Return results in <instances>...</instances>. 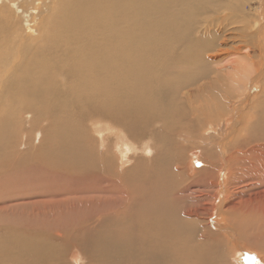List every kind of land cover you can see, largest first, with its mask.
Wrapping results in <instances>:
<instances>
[{
	"label": "bare ground",
	"instance_id": "bare-ground-1",
	"mask_svg": "<svg viewBox=\"0 0 264 264\" xmlns=\"http://www.w3.org/2000/svg\"><path fill=\"white\" fill-rule=\"evenodd\" d=\"M233 2L0 0V264H264V191L201 206L217 156L264 190V0Z\"/></svg>",
	"mask_w": 264,
	"mask_h": 264
},
{
	"label": "rangeland",
	"instance_id": "rangeland-1",
	"mask_svg": "<svg viewBox=\"0 0 264 264\" xmlns=\"http://www.w3.org/2000/svg\"><path fill=\"white\" fill-rule=\"evenodd\" d=\"M47 1H49V0H47ZM234 3L235 4L237 3V4L235 5ZM262 4H263L262 0H234L232 7L235 10L232 11V14L234 16H236L237 19H238V17L243 18V16H245L247 20H253V19L256 20L257 17L261 16L263 13V9L261 6ZM31 9H33V8H31ZM240 9H242L243 11ZM238 10H240L242 12H239ZM250 92L247 93V97H246V98H248V97L251 98V101H249L248 103H250V102L252 103L254 101V99H253L254 94H252V92L251 93ZM251 103H250V105H251ZM246 105H247V102H246ZM210 122L211 121H207L206 123L203 122L197 126L201 127V125L203 126L205 124V127H206L207 124ZM212 122H214V121H212ZM40 139H41L40 134H37V138L36 139L34 138L33 142L37 143ZM189 142H192V140H190ZM236 155L238 157H241L240 154H236ZM190 160H191V166H190V172L191 173H190V175L193 176L195 174V173H193V170H195L196 168L203 167L202 166L203 162L195 156L191 157ZM215 160L218 161V164H217V166L214 167L213 174L211 175V177H209V176L207 177V183L209 184V186H208L206 191H208V195H207L206 201L204 203H202L201 206H206V209H209L208 212H210L211 215L208 216L207 218L210 221H215L216 219H219V221H222L225 218V215L224 216L220 215L219 210H218V206L220 205L219 203L222 202V204H225L223 207L225 209H227L228 204L234 203V202H236V203L239 202V200L237 198H238V195H240V193H241L240 191H251L250 192L251 195L254 196V195H260L261 194L260 191H264V190L261 187H258L256 184L250 183V181L246 180V178H244L243 176L236 175V178H234L232 173H230V169L227 166H225L224 164L222 165V160L220 159V157H218V156H217V158L215 157ZM187 162H189V161H187ZM193 178L196 179L194 176H193ZM252 182H254V181H252ZM194 191H203V190L194 189ZM239 256L243 259L245 258L247 260V262H250V260L252 259L251 257H248L245 252L244 253L240 252ZM75 258H79V257H75ZM261 258H263V257H261ZM69 262L73 263V260H71L69 258ZM251 262L252 263H249V264H258V263H253L254 261H251Z\"/></svg>",
	"mask_w": 264,
	"mask_h": 264
}]
</instances>
